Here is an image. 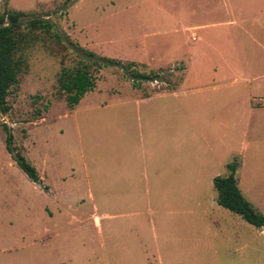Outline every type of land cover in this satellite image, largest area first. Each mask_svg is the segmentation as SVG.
Masks as SVG:
<instances>
[{"label": "rangeland", "instance_id": "1", "mask_svg": "<svg viewBox=\"0 0 264 264\" xmlns=\"http://www.w3.org/2000/svg\"><path fill=\"white\" fill-rule=\"evenodd\" d=\"M254 1L0 0V14L49 19L63 39L25 32L26 67L0 112V264H264V227L222 208L214 188L237 163L264 216ZM79 64L96 86L72 109L58 79Z\"/></svg>", "mask_w": 264, "mask_h": 264}, {"label": "trees", "instance_id": "2", "mask_svg": "<svg viewBox=\"0 0 264 264\" xmlns=\"http://www.w3.org/2000/svg\"><path fill=\"white\" fill-rule=\"evenodd\" d=\"M25 17L26 14L23 12L8 9L0 14V112L2 115L9 113L8 98L11 89L18 85L20 75L26 67V61L22 55L24 45L28 42L25 32L35 33L41 31L49 36L54 34V38L59 43L63 42L61 35L55 32V26L49 19L33 18L25 22ZM90 56L94 57L95 55L90 54ZM102 64L121 66L120 63L105 58H99L93 62V66L101 67ZM90 68L87 64H79L75 68H63L61 70L58 79L59 91L66 96L72 109L96 86ZM132 77L135 81L153 80L149 75L139 71H133ZM5 129L8 134V152L26 176L32 182L39 184L40 179L37 170L13 147V137L6 126ZM237 167V163L230 164L228 166L229 175L214 180V188L218 193V204L229 212L241 216L248 224L263 228L264 216L244 198L238 187L236 180Z\"/></svg>", "mask_w": 264, "mask_h": 264}, {"label": "crops", "instance_id": "3", "mask_svg": "<svg viewBox=\"0 0 264 264\" xmlns=\"http://www.w3.org/2000/svg\"><path fill=\"white\" fill-rule=\"evenodd\" d=\"M256 1L257 2L254 1V5H257L260 8V12H261L262 18H263L262 20H264V0H256ZM258 22H259V26H258L259 29L256 32H254L253 34H250V36L257 43L258 47L261 46V49L264 51V42H263L264 41V22H262L261 24H260V22H261L260 20ZM230 23H232L233 25L234 24L237 25V23L235 21H232ZM190 29L193 32L197 30L196 27L190 28ZM193 41L194 42H197L198 41V38L197 37H194L193 38ZM145 103H147V102H145ZM141 104H143V103H141ZM237 183H238V181H237ZM104 218H106V217L94 216L95 228L99 231V233H102L103 232L102 220ZM81 225H83V223ZM151 228L153 230L154 226H151ZM153 232H154V230H153ZM154 238L157 240L158 239L157 235H154ZM145 248L147 249V246H145ZM156 252H158V248H156Z\"/></svg>", "mask_w": 264, "mask_h": 264}]
</instances>
